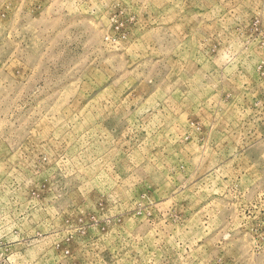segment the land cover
Here are the masks:
<instances>
[{
  "label": "rangeland",
  "instance_id": "374dc122",
  "mask_svg": "<svg viewBox=\"0 0 264 264\" xmlns=\"http://www.w3.org/2000/svg\"><path fill=\"white\" fill-rule=\"evenodd\" d=\"M0 264H264V0H0Z\"/></svg>",
  "mask_w": 264,
  "mask_h": 264
}]
</instances>
